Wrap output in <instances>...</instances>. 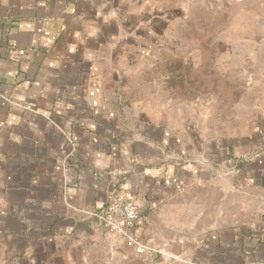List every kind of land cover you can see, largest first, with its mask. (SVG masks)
Segmentation results:
<instances>
[{
	"label": "crops",
	"instance_id": "crops-1",
	"mask_svg": "<svg viewBox=\"0 0 264 264\" xmlns=\"http://www.w3.org/2000/svg\"><path fill=\"white\" fill-rule=\"evenodd\" d=\"M205 1L0 0V264L158 256L87 214L113 197L134 200L133 234L161 257L264 264V111L251 136L209 139L132 92Z\"/></svg>",
	"mask_w": 264,
	"mask_h": 264
},
{
	"label": "rangeland",
	"instance_id": "rangeland-1",
	"mask_svg": "<svg viewBox=\"0 0 264 264\" xmlns=\"http://www.w3.org/2000/svg\"><path fill=\"white\" fill-rule=\"evenodd\" d=\"M203 3L137 64L132 92L157 103L144 110L158 109L161 120L177 129L209 139L249 137L264 111V22L254 19V0ZM160 258L120 250L91 264H158ZM162 264L189 263L181 258Z\"/></svg>",
	"mask_w": 264,
	"mask_h": 264
},
{
	"label": "built area",
	"instance_id": "built-area-1",
	"mask_svg": "<svg viewBox=\"0 0 264 264\" xmlns=\"http://www.w3.org/2000/svg\"><path fill=\"white\" fill-rule=\"evenodd\" d=\"M69 156L70 154L67 157ZM87 214L97 220L105 231L123 240L128 248L135 250L138 254H160L133 234V229L140 219L139 209L133 199L113 197L101 211Z\"/></svg>",
	"mask_w": 264,
	"mask_h": 264
},
{
	"label": "water",
	"instance_id": "water-1",
	"mask_svg": "<svg viewBox=\"0 0 264 264\" xmlns=\"http://www.w3.org/2000/svg\"><path fill=\"white\" fill-rule=\"evenodd\" d=\"M165 259H166L165 257H161L160 260L158 261V264H162V262H164Z\"/></svg>",
	"mask_w": 264,
	"mask_h": 264
}]
</instances>
